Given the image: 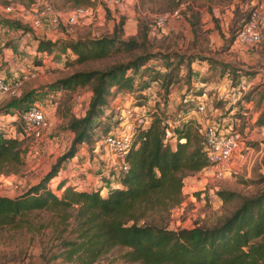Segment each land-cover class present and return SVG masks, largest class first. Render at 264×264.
I'll return each mask as SVG.
<instances>
[{
    "label": "rangeland",
    "instance_id": "obj_1",
    "mask_svg": "<svg viewBox=\"0 0 264 264\" xmlns=\"http://www.w3.org/2000/svg\"><path fill=\"white\" fill-rule=\"evenodd\" d=\"M44 1L60 11L70 9V4L64 0ZM109 1L89 0L92 9L89 21L78 22L69 28L60 22L55 28L45 26L42 30H31L20 16H10L2 10L8 3L23 5L19 0H0L2 26L22 30V34H30L33 39L34 36L47 38L45 42L50 43L46 49L40 50L41 55L31 58L30 64L41 68L34 72L33 78L23 82L19 95L2 97L0 101L2 112L8 107L22 109L36 104L49 107L50 115L49 129L39 141L22 140L23 162L6 173H0V196L16 197L49 172L73 137L67 128L68 119L81 117L88 107L89 85L63 89L55 84L58 79L74 71L103 70L110 64L124 62L141 53H157L134 75L136 91L149 85L156 91L148 88L147 94L137 92L131 100L122 93L111 95L113 88H110L106 104L100 107L102 118H93L90 137L78 145L80 154L77 158L86 161L92 143L117 122V110L111 106H122L127 111L132 102L143 104L146 109L155 108L163 121L171 122L177 114L193 108V95L204 92L209 97L206 101L208 109L225 112L221 97L226 93H219V80L222 76L228 78V85L242 81L247 86L243 100L248 103L246 116L238 125L242 143L227 163V170L218 179L204 171L186 173L180 203L166 212H150L138 221L139 224H153L173 231L217 225L240 204L242 197L253 196L264 189V30L261 42L252 48L240 46L235 39V30L253 6L262 4L264 11V0H181L178 2L183 4L179 18L162 29L153 28L152 16L178 7L174 5L175 0H131L121 4ZM103 35L132 39L140 46L130 53H115L101 60L80 64L71 61V51L66 47L68 41ZM153 76H157L155 83L152 82ZM151 91L160 102L151 97ZM76 96H80V101ZM52 138L58 140L45 141ZM33 148L38 152L36 155L31 154ZM66 162L60 163L58 171L64 169ZM87 173H90L89 169L79 167L72 178L77 181ZM49 180L46 188L60 195L62 187L57 186L61 177ZM219 191L233 192L237 196L222 201L217 194ZM26 219L28 222L21 227H0V264H71L51 258L56 250V240L41 228V215L31 214ZM124 250L114 247L92 264H139L124 261L121 257Z\"/></svg>",
    "mask_w": 264,
    "mask_h": 264
},
{
    "label": "trees",
    "instance_id": "obj_2",
    "mask_svg": "<svg viewBox=\"0 0 264 264\" xmlns=\"http://www.w3.org/2000/svg\"><path fill=\"white\" fill-rule=\"evenodd\" d=\"M19 1L28 5L33 0ZM64 1L70 4V9L90 5L89 0ZM175 1L174 5H179L181 0ZM34 39L38 50L50 44L42 37L34 36ZM139 46L132 39L122 40L114 35L78 38L66 43L71 61L76 64L101 60L115 53H130ZM157 55L141 53L103 70L74 71L56 81L58 87L69 90L89 85L88 107L81 117L68 119L67 128L73 137L49 172L16 197L0 196V227H21L28 222L27 216L41 215V228L56 240L51 258L71 264H92L114 247L125 249L121 254L124 261L139 264H264V189L242 197L229 215L211 227L173 231L138 223L150 212H166L178 205L183 176L202 171L207 165L196 123L190 118L174 127L176 140L170 147L162 142V119L150 108L147 126L133 138L126 157L128 168L119 176V186L103 195L98 189L62 182L57 186L62 187L60 195L46 188V182L56 175L60 163L74 156L78 145L89 139L92 120H101L100 107L106 104L110 88H113L111 95L136 92L135 73ZM156 78L153 76V81ZM23 139L0 132V173L23 162ZM217 194L222 201L237 196L226 191Z\"/></svg>",
    "mask_w": 264,
    "mask_h": 264
},
{
    "label": "built area",
    "instance_id": "obj_3",
    "mask_svg": "<svg viewBox=\"0 0 264 264\" xmlns=\"http://www.w3.org/2000/svg\"><path fill=\"white\" fill-rule=\"evenodd\" d=\"M109 2L121 4L123 0H110ZM182 6L183 4L180 3L178 7L169 11L155 13L151 20L153 28L162 29L172 20L178 19ZM2 10L10 16H20L31 30L35 28L42 30L45 26L55 28L60 22L65 28H69L78 22L89 21L92 15L90 6H79L60 11L44 0H33L28 5L8 3ZM263 30V5L258 4L250 9L247 18L235 30L236 42L242 47H255L262 40ZM33 77L34 72L21 73L10 81L0 77V99L2 97L18 96L23 82ZM153 82L155 83V81ZM149 86L139 92L147 94L145 92L148 88H153L156 91L155 87ZM246 88V84L242 81L235 85L229 84L228 90L225 92L226 96L221 97V100L225 102L223 104L225 105V112L219 109H208L206 101H209V97L204 92L193 95L192 99L195 100V104L192 109L177 114L171 122L161 121V124L164 125L162 142L172 147L176 140L174 127L178 126L184 119H192L196 123L197 131L201 137L202 150L207 161V165L202 171L209 172L214 179L220 178L227 170V163L231 160L233 154L239 151L242 143L238 125L240 119L244 118L247 113L245 107L248 103L243 100ZM137 92H127L122 96L129 97L132 100L133 95ZM150 93L155 101L160 102L159 97L154 96V92L151 91ZM76 100L80 101V96H76ZM111 107L117 110V122L92 143L90 154L86 158L88 163L94 165L97 186L86 185L84 179H79L73 183L79 188L98 189L100 195L119 186L118 178L128 168L126 157L133 138L138 130L147 126L152 113V109H146L143 104L136 105L134 102L129 105L127 111H124L122 106L116 107L114 105ZM10 110L12 129L17 131V134L21 137L29 138L33 142L39 141L49 124L42 109L36 104H30L22 109L11 107ZM155 111L157 113L156 109ZM37 153L35 148L31 149L32 155ZM69 161L73 162L74 166L81 167L76 154ZM60 171L62 170L58 172ZM56 175L49 181L59 176L57 173Z\"/></svg>",
    "mask_w": 264,
    "mask_h": 264
},
{
    "label": "crops",
    "instance_id": "obj_4",
    "mask_svg": "<svg viewBox=\"0 0 264 264\" xmlns=\"http://www.w3.org/2000/svg\"><path fill=\"white\" fill-rule=\"evenodd\" d=\"M131 0H123L124 3H128ZM40 50L36 47V41H34L33 37L30 34H22V31L19 29H7L5 26L0 24V77L6 79L7 81L12 80L13 78L19 76L24 72H35L41 68L40 66H33L30 64V60L33 56L41 55ZM71 57V56H70ZM226 75V74H225ZM219 80V84L221 85V89L219 93L226 92L229 87L228 78L224 76ZM20 92V91H19ZM1 101V99H0ZM40 107V106H39ZM11 107H8L6 111L0 109V132L7 136H16L20 137L17 134V131L13 130V125L10 123L12 120L11 117ZM44 112V115L48 119H50V115L48 113L49 107H40ZM52 109V107H50ZM5 110V108H4ZM50 125V123H49ZM49 127L47 128V130ZM25 139V138H24ZM27 139V138H26ZM58 139L52 138L51 140H45L46 142L53 141L56 142ZM51 146V143H49ZM47 152V148H46ZM28 154V152H27ZM80 154V152H76V155ZM80 156V155H79ZM81 158V157H80ZM80 161L81 169H89L90 173L83 175L84 182L88 186H97L95 169L94 165L85 161V159L78 160ZM90 167V168H89ZM77 166L73 165V162H70L69 159L66 162L64 170L57 172L59 175L57 178L61 177L60 182L63 185L73 184L75 182V178H72V174L75 172ZM72 182V183H70ZM79 188V187H78Z\"/></svg>",
    "mask_w": 264,
    "mask_h": 264
}]
</instances>
